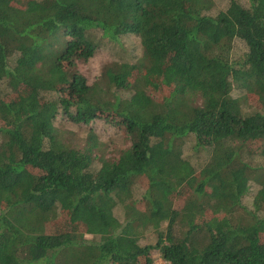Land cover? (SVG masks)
Listing matches in <instances>:
<instances>
[{
    "label": "trees",
    "instance_id": "obj_1",
    "mask_svg": "<svg viewBox=\"0 0 264 264\" xmlns=\"http://www.w3.org/2000/svg\"><path fill=\"white\" fill-rule=\"evenodd\" d=\"M246 2L0 0V264H264V163L247 161H264V0ZM96 33L136 37L142 58L88 84ZM58 116L129 147L95 168V135L65 144Z\"/></svg>",
    "mask_w": 264,
    "mask_h": 264
},
{
    "label": "rangeland",
    "instance_id": "obj_2",
    "mask_svg": "<svg viewBox=\"0 0 264 264\" xmlns=\"http://www.w3.org/2000/svg\"><path fill=\"white\" fill-rule=\"evenodd\" d=\"M26 1V0H23ZM213 8L211 14L214 15L218 11L224 10L227 7L229 0H212ZM240 4L247 5L246 0H237ZM96 35V40L98 43L97 50L93 58L88 62L78 63L77 70L86 79L88 84H93L96 82L101 72L104 68H114L123 63L133 64L136 63L140 58H142V49L139 40L134 36H120L116 41H110L106 38H102L100 33ZM244 52V47L240 43H235L233 47L232 58L238 59ZM165 87H163V91ZM123 96H127V93H121ZM234 96H238L236 92H233ZM54 126L64 139L65 144L73 146L77 149H82L86 147L88 143V138L91 134L95 135L97 142L99 144L98 150L94 152V163L93 166L98 168L103 160H116L119 154L129 147V143L124 139L121 133L110 126L104 120H93L89 124H75L70 120H67L64 116H58L54 121ZM252 151L256 149L255 145L251 146ZM184 155L186 158L190 159L194 167L199 170L208 161V154L206 152H195L191 148V144H185ZM251 165L262 166L264 161L257 156L247 159ZM251 195L248 196L244 201L249 204L252 196L257 191L258 187L251 183ZM185 193V190H183ZM140 192H138L139 194ZM136 192V195L138 197ZM174 206L178 207L182 204L184 196L175 198ZM114 216L123 223V211L121 208L117 207L114 210ZM66 221L65 215H62L58 220L52 224L47 225V232H58V230L64 228ZM86 239H91L89 235L85 236ZM156 241V235L153 232L147 233L144 238L140 241L143 246L154 245ZM151 257L154 264H167L157 251H152Z\"/></svg>",
    "mask_w": 264,
    "mask_h": 264
}]
</instances>
